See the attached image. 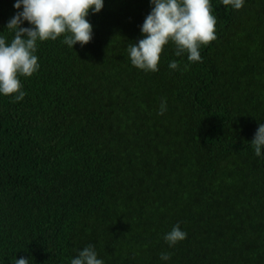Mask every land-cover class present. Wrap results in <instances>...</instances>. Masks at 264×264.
Here are the masks:
<instances>
[{
    "label": "trees",
    "instance_id": "16d2710c",
    "mask_svg": "<svg viewBox=\"0 0 264 264\" xmlns=\"http://www.w3.org/2000/svg\"><path fill=\"white\" fill-rule=\"evenodd\" d=\"M14 3L0 0L7 42ZM210 3L217 39L203 62L170 42L158 71L132 65L150 0H104L84 46L37 42L24 99L0 94V264H71L88 245L104 264H264V149L251 144L264 123V0ZM177 224L186 239L169 247Z\"/></svg>",
    "mask_w": 264,
    "mask_h": 264
},
{
    "label": "clouds",
    "instance_id": "9594fccd",
    "mask_svg": "<svg viewBox=\"0 0 264 264\" xmlns=\"http://www.w3.org/2000/svg\"><path fill=\"white\" fill-rule=\"evenodd\" d=\"M150 13L141 26L143 36L137 43L128 45L133 66L138 69L156 72L164 46L175 45V55L187 52L190 62H203L200 49L217 39V17L213 15L210 0H150ZM225 6L239 10L244 0H222ZM104 0H15L14 8L20 9L7 23L5 29L13 33L7 42L0 36V94L14 96V101L24 99L26 93L20 77H31L39 70L37 52L38 41H55L63 36V43L73 49L79 43L84 46L91 42L93 26L86 19L91 10L99 13ZM27 21L30 27L21 25ZM168 67L179 70V62L170 61ZM184 65L182 71H187ZM167 111V102L162 99L158 115ZM255 155L260 156L264 149V123H261L251 140ZM187 233L179 224L173 226L164 239L169 247L186 239ZM171 253H161L162 260H168ZM15 264H29L24 258L16 259ZM71 264H104L97 258L94 246L88 245L79 251Z\"/></svg>",
    "mask_w": 264,
    "mask_h": 264
}]
</instances>
